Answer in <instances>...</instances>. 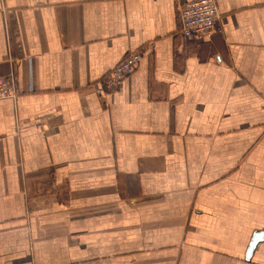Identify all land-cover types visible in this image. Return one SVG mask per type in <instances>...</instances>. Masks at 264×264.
Segmentation results:
<instances>
[{"label":"crops","instance_id":"0c3cea01","mask_svg":"<svg viewBox=\"0 0 264 264\" xmlns=\"http://www.w3.org/2000/svg\"><path fill=\"white\" fill-rule=\"evenodd\" d=\"M189 1L0 0V264H264V0Z\"/></svg>","mask_w":264,"mask_h":264},{"label":"built area","instance_id":"2783aa9c","mask_svg":"<svg viewBox=\"0 0 264 264\" xmlns=\"http://www.w3.org/2000/svg\"><path fill=\"white\" fill-rule=\"evenodd\" d=\"M220 14L215 0H193L178 8V31L182 40L200 45L222 34ZM141 54L131 52L119 61L96 87L97 95L113 92L119 83L137 67ZM17 95L16 73L0 75V100L14 99Z\"/></svg>","mask_w":264,"mask_h":264},{"label":"water","instance_id":"95a60500","mask_svg":"<svg viewBox=\"0 0 264 264\" xmlns=\"http://www.w3.org/2000/svg\"><path fill=\"white\" fill-rule=\"evenodd\" d=\"M263 238V233H256L253 235L252 240H251V244L248 247L247 250V254H246V258L248 259L251 256V253L255 247V245L260 242Z\"/></svg>","mask_w":264,"mask_h":264}]
</instances>
